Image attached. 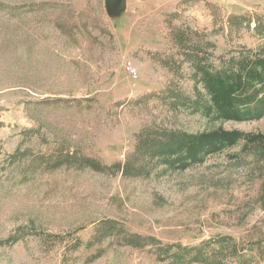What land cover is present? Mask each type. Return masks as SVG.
<instances>
[{
	"label": "rangeland",
	"instance_id": "1",
	"mask_svg": "<svg viewBox=\"0 0 264 264\" xmlns=\"http://www.w3.org/2000/svg\"><path fill=\"white\" fill-rule=\"evenodd\" d=\"M242 56L264 58V0H127L118 17L0 0V264H264V139L183 167L145 151L264 134V115L217 117L204 79Z\"/></svg>",
	"mask_w": 264,
	"mask_h": 264
},
{
	"label": "trees",
	"instance_id": "2",
	"mask_svg": "<svg viewBox=\"0 0 264 264\" xmlns=\"http://www.w3.org/2000/svg\"><path fill=\"white\" fill-rule=\"evenodd\" d=\"M259 28L257 27L258 32L261 33ZM237 65L238 68L231 63L227 69L218 70L215 73L203 68L204 79L213 94L212 99L216 106L217 117L236 121L260 119L264 115V58L256 56L253 59L250 56H242ZM255 84H259L260 88H254ZM242 138L254 143L257 139H264V134L223 130L195 135L175 132L169 138L168 136L167 138L156 137L145 151L154 158L161 157L164 163H176L180 165L179 167H183L185 162L182 160L197 161L201 154L218 151L220 147L232 145ZM90 163L100 170L99 165L94 164V161L90 160ZM123 167V172L130 171L129 164H124ZM132 171H136V168ZM131 175L136 174L132 172ZM107 223L110 226H105L103 230L105 236L112 235L116 230L113 225L114 221Z\"/></svg>",
	"mask_w": 264,
	"mask_h": 264
},
{
	"label": "water",
	"instance_id": "3",
	"mask_svg": "<svg viewBox=\"0 0 264 264\" xmlns=\"http://www.w3.org/2000/svg\"><path fill=\"white\" fill-rule=\"evenodd\" d=\"M106 13L110 17H118L124 13L127 0H104Z\"/></svg>",
	"mask_w": 264,
	"mask_h": 264
},
{
	"label": "built area",
	"instance_id": "4",
	"mask_svg": "<svg viewBox=\"0 0 264 264\" xmlns=\"http://www.w3.org/2000/svg\"><path fill=\"white\" fill-rule=\"evenodd\" d=\"M128 70H129L131 75H133V76H137L138 75V69L136 68V66L134 67L132 62L128 63Z\"/></svg>",
	"mask_w": 264,
	"mask_h": 264
}]
</instances>
